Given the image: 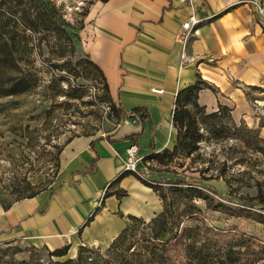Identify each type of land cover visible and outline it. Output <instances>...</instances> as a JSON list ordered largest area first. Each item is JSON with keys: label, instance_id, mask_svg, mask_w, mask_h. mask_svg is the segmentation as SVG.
Returning a JSON list of instances; mask_svg holds the SVG:
<instances>
[{"label": "crops", "instance_id": "crops-1", "mask_svg": "<svg viewBox=\"0 0 264 264\" xmlns=\"http://www.w3.org/2000/svg\"><path fill=\"white\" fill-rule=\"evenodd\" d=\"M246 1L95 4L88 13L83 49L101 70L109 101L126 120L103 136L71 138L48 188L0 208V242L25 239L51 251L68 247L70 258L80 247L108 248L128 216L149 221L160 213L157 193L134 175L121 173L124 151L131 142L140 155L174 146L175 96L197 76L217 91L198 92L197 102L207 113L221 105L234 121L254 124L257 112L264 111V31ZM191 15L199 22L182 43L177 35ZM182 53L187 57L183 65ZM247 86L258 89L261 98L248 101L243 91ZM134 109L145 110L147 118L141 121ZM147 178L153 181L150 173Z\"/></svg>", "mask_w": 264, "mask_h": 264}, {"label": "rangeland", "instance_id": "rangeland-1", "mask_svg": "<svg viewBox=\"0 0 264 264\" xmlns=\"http://www.w3.org/2000/svg\"><path fill=\"white\" fill-rule=\"evenodd\" d=\"M98 2L102 0H0V29L12 37L15 46V70H10V61L1 62L0 82L5 87L9 76L20 77L25 88L19 95L0 97V208L48 188L59 171L60 153L71 138L103 136L126 120L121 115L108 119L103 105L109 100L83 49L88 13ZM43 9L50 14L53 32L27 29L25 20ZM243 91L248 101L262 95L248 86ZM213 93L217 94L214 87ZM262 112L249 125L233 120L234 126L226 114L214 123L206 120L196 151L166 156L149 166L166 205L173 202L176 211L184 203L196 208L181 216L197 212L191 224L216 239V247L228 251L226 264H264V208L247 201L257 194L264 199V154L260 151L264 142L258 140L264 139V128L259 131L264 125ZM176 179L183 181L184 188H196L200 197H177L168 185ZM144 233L146 224L133 222L126 242L111 255L94 247H85L82 255L118 262L123 252L129 256L143 246ZM51 252L25 239L0 242V264H55L78 255L54 257Z\"/></svg>", "mask_w": 264, "mask_h": 264}, {"label": "trees", "instance_id": "trees-1", "mask_svg": "<svg viewBox=\"0 0 264 264\" xmlns=\"http://www.w3.org/2000/svg\"><path fill=\"white\" fill-rule=\"evenodd\" d=\"M106 1L107 0H102V2ZM25 26L35 33L39 31L53 32L55 29L51 22L49 12L44 9L35 11L33 18L26 19ZM6 34V31L0 29V63L4 61L9 63L10 61V70H15V46L14 42L11 41L12 37H7ZM88 64L96 72V77L101 79L102 88L105 91L107 100H109L107 95V84L101 70L91 61H89ZM1 71L0 69V72ZM20 79V77L9 76V79L5 82V87L0 82V97L16 96L24 92L23 80ZM202 89H209L213 92V87L197 76L194 84L178 91L175 96L174 109L172 112V125L177 133L176 143L171 148V151L170 149H163L161 152L151 154L148 158L162 161L166 156H173L181 152L191 153L196 151L199 144L203 141V134L200 132V128L206 120H210L211 123H214L219 121L220 117L218 116L226 114L228 119L235 126L230 116V110L225 106L218 105L217 111L205 114L204 107L200 106L197 102L198 92ZM108 104L111 110L110 115L107 116L108 119L115 117L117 119L119 115L122 116L123 112L119 107L115 106L110 101ZM133 113L141 121L147 118V113L143 109H134ZM197 113L202 115V118H199ZM262 128H264V125L259 126V131ZM258 140L264 142L262 138H258ZM260 151L264 154V147H260ZM152 182L155 184L143 183L157 193L162 203L161 212L149 221L128 216V223L125 228L111 242L108 248H106L107 254L111 255V252L116 250V247L120 245V243L123 244L126 242V233L131 228L133 222L140 223L141 225L146 224V233H144L146 236H144L142 240L144 244L137 252H131L129 256L123 252L118 262H112L109 258L103 259L102 257H98L97 259H92L91 257L88 258L83 256L82 253L85 252V247H80L76 259H67L62 263L55 264H226L225 261L228 251L223 247H216V245L213 244L216 239L214 240L210 235H206V232L198 225L191 224L193 221L197 220L194 219L198 215L197 212H192L184 217L181 216L187 210L192 211L196 210V208L193 205L184 203L183 208L176 211L173 207V202L168 205L165 204V195L160 193L156 187L158 186L157 183L154 180ZM183 184V181L177 179L170 180L168 183L171 190L175 192V195L177 197L179 195L181 199L190 197L192 200L194 197H200L196 188L189 190V188H184ZM41 191L42 190L31 193L16 201L32 198ZM188 193H191V195H188ZM122 196H124V193L119 197ZM247 201L256 202L257 205L264 208V199H262L261 194H257L253 199H247ZM6 208L7 207L3 209L5 210ZM97 212L98 208L91 214L85 224L90 222ZM128 249L131 248L127 247L125 250ZM67 251L68 247H62L52 251L50 254L54 257H63L67 254ZM86 260H88L89 263H86ZM231 262H235V259H232ZM239 264L247 263L242 261Z\"/></svg>", "mask_w": 264, "mask_h": 264}, {"label": "built area", "instance_id": "built-area-1", "mask_svg": "<svg viewBox=\"0 0 264 264\" xmlns=\"http://www.w3.org/2000/svg\"><path fill=\"white\" fill-rule=\"evenodd\" d=\"M249 3L254 10V15L256 16L259 24L264 25V0H248ZM199 20H197L194 15H191L186 22L181 25L180 32L177 37L179 41L185 43L189 38L190 34L195 25H197ZM181 64L187 62V57L184 53L181 54L180 57ZM155 93H162V90H154ZM103 109L105 110V114L108 116L111 113L110 105L104 104ZM150 154H139V146L135 142H131L124 151L123 156V166L121 173H128L134 175L137 179L145 182V183H153L149 178H147L149 174V166L150 162L154 161L151 158H148Z\"/></svg>", "mask_w": 264, "mask_h": 264}]
</instances>
